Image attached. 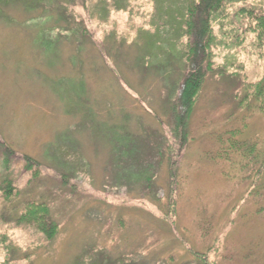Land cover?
I'll return each mask as SVG.
<instances>
[{"label":"rangeland","instance_id":"1","mask_svg":"<svg viewBox=\"0 0 264 264\" xmlns=\"http://www.w3.org/2000/svg\"><path fill=\"white\" fill-rule=\"evenodd\" d=\"M43 1L37 9L24 2L0 6V188L5 182L15 187L8 202L0 193V264H78L96 247L111 255L139 254L143 264H203L192 253L208 264H264V170L238 171L243 152L232 168L216 155L221 136L240 123L231 117L238 85L264 78V40L246 19L248 11L264 12V0L229 2L217 14L215 72L187 116L182 146L168 127L174 87L166 86L183 71L154 47L147 50L156 38L140 37L153 35L158 10L167 15V0H127L124 11L109 0L85 6L82 0ZM168 1L176 3L178 21L177 34L167 38L176 37L181 50L190 44L180 32L187 0ZM248 105L237 141L261 160L264 113ZM150 110L165 120L175 163L173 178L167 161L158 176V200L173 207L170 221L150 198H141L147 193L140 187L137 195L121 184L110 166V142L94 132L127 114L157 129ZM25 202L48 204L59 225L53 241L2 220Z\"/></svg>","mask_w":264,"mask_h":264},{"label":"trees","instance_id":"2","mask_svg":"<svg viewBox=\"0 0 264 264\" xmlns=\"http://www.w3.org/2000/svg\"><path fill=\"white\" fill-rule=\"evenodd\" d=\"M109 1H111V6H113L115 10L124 11L127 9V0ZM124 1H126L125 4ZM234 1L236 0H187L185 3L186 7L183 9L181 16V22L185 28L181 29L180 32H182V36L186 35L190 38V44H188L186 48L184 47V49L179 50L181 42L176 43V37L175 39H168L172 36V33L174 35L177 34V29L175 27H177L178 16L174 9L176 8L175 2L172 4V2L166 1L171 3H166L168 5L166 16L164 13L161 17L160 14L164 11L158 10L160 13L159 20L157 24H153V26L157 28L155 32L152 33L153 35L145 31L140 33V37L145 36L147 41L149 39L154 41L156 38L154 42L145 44L147 50L154 47L156 52L160 55L162 54L168 63L178 64L180 67L177 70L183 71L182 76L179 77L176 83L166 86V89L174 87V91H172L174 102L171 106V113L167 115L168 119H170L172 115V123H168V127L170 128L172 138L174 137L175 140L180 141V146L184 145L188 138L189 119L187 116H189L190 112H193L206 80L211 73L215 72L212 62V44L215 43L212 24L217 20V14L224 9L226 4ZM20 2H24L26 9H37L42 7L44 3L43 0H0V6L6 5L7 3L12 4ZM82 2L85 6L87 0H82ZM46 14L47 13H45V15ZM246 19L255 24L254 30L258 33V40H264V12L256 14L252 11H248ZM159 26H162V34H165L164 44L159 41V36L161 35L160 29L158 30ZM156 46L158 47L157 49ZM172 52H177V56L173 57ZM158 54H155L156 58ZM147 55H149V51ZM150 56H152V54ZM176 58H178L179 61H177ZM173 71L176 70L173 69ZM164 72H169V70L164 69ZM170 73L172 74V72ZM219 74L223 75L222 71H219ZM240 83L238 86H240L241 89L240 91L238 90L239 92L236 90V94L234 95L236 112H233L231 117L236 118L241 123L245 113L248 112L249 103L252 105L255 104L257 111L264 113V78L255 85L247 84L244 80ZM151 112L154 114V117L157 118V129L152 127L148 128L139 118L135 119L133 117L132 119V117L127 114L121 123L117 125L106 123L104 124V130L100 129L94 132L96 136L99 135V137L107 138L110 142L111 155L113 158L112 161L110 160V166L116 173V177L119 175L121 184L127 187L132 186L136 190L137 195V190H139L140 187V190L147 193L141 198H150L157 206L164 219L170 221L166 215L168 214L171 216L173 207L170 205L169 208V206L164 203L165 201L162 203V201L160 202L158 200V192L160 189L158 176L161 174V170L167 161L168 176L170 174V177L172 175L173 178V174L175 175L176 173L174 171L175 163H173L171 161L172 159L169 157L172 151L169 138L166 133H164L163 129L165 120L155 111L152 110ZM133 120H136L137 124V129L134 131H132ZM94 123L95 125L98 124L95 120ZM240 123L239 126L237 125L236 127L227 129L221 136L222 142L216 155H218V159L225 160L232 168L235 157L243 152L242 154L244 155H241V158H243L245 164L241 163L238 167V171L241 173L243 171H262L264 170V158L259 160L256 158L257 156H254L255 149H249V151L247 149L243 150L241 146L238 145L239 142L237 138L240 137L244 130V125ZM99 127L102 128L101 126ZM165 127L167 126L165 125ZM73 145L76 147L74 142ZM172 150L175 149L172 147ZM181 151L182 149L179 151L178 156H181ZM167 155L168 157L166 158ZM170 168H172L171 171ZM235 168L236 166L233 169ZM169 181L171 184V178ZM14 188L15 187L11 183H4V186L0 188L3 201L8 202L12 197H15ZM171 188L173 189V187ZM15 206L16 209L12 211L13 215L9 214L6 220L2 218L3 221L8 222L11 220L10 222L14 223L15 227H25L26 229L34 230L48 242L56 238L59 232V225L53 220L48 204L43 202H25L20 206ZM104 250L105 248L100 249L98 247L90 249L78 260V264H143L139 254L111 255L110 253L107 254ZM192 256L196 258L197 261L208 264L205 258H199L195 253H192ZM7 264H9V262H7ZM151 264H157V260H153Z\"/></svg>","mask_w":264,"mask_h":264}]
</instances>
